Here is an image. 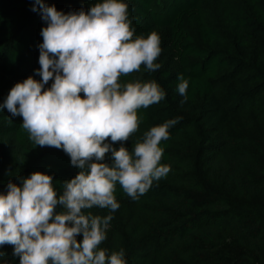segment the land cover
I'll use <instances>...</instances> for the list:
<instances>
[{
  "label": "trees",
  "instance_id": "trees-1",
  "mask_svg": "<svg viewBox=\"0 0 264 264\" xmlns=\"http://www.w3.org/2000/svg\"><path fill=\"white\" fill-rule=\"evenodd\" d=\"M100 2L51 0V6L69 14ZM123 2L134 38L156 32L162 52L155 61L159 70L142 65L119 82L155 81L166 93L159 103L138 109L139 128L123 146L133 153L152 127L179 122L160 144V163L170 166L165 178L135 200L117 183L115 212L83 210L113 216L100 249L108 255L123 249L127 264H264V0ZM33 5L0 0V104L15 84L42 80L36 75L38 45L47 23ZM180 75L189 83L183 104ZM22 123V117L0 110V194H7L9 183L22 187L40 172L53 177L61 195L63 183L79 169L62 149L37 146ZM101 162L111 166V153ZM55 211L65 210L57 205ZM13 250L0 247V264H19Z\"/></svg>",
  "mask_w": 264,
  "mask_h": 264
},
{
  "label": "clouds",
  "instance_id": "clouds-1",
  "mask_svg": "<svg viewBox=\"0 0 264 264\" xmlns=\"http://www.w3.org/2000/svg\"><path fill=\"white\" fill-rule=\"evenodd\" d=\"M37 6L47 23L38 45L36 75L42 80L29 77L15 84L0 110L22 117V128L37 146L62 149L79 172L63 183L59 196L53 177L40 172L24 179L22 187L9 183L7 194H0V247L12 246L19 264H127L123 249L108 255L99 247L113 216L83 210L95 206L115 212L117 183L135 200L170 171L160 163V144L179 118L152 127L133 153L123 146L139 128L138 109L159 103L166 93L155 81L122 85L120 77L142 65L150 72L160 69L155 63L162 52L160 36L134 38L123 0H103L87 12L69 14L44 0H34L32 11ZM177 79L183 104L189 83L183 75ZM116 143L119 149L112 146ZM108 153L111 166L101 162ZM57 205L65 211L57 214Z\"/></svg>",
  "mask_w": 264,
  "mask_h": 264
},
{
  "label": "rangeland",
  "instance_id": "rangeland-1",
  "mask_svg": "<svg viewBox=\"0 0 264 264\" xmlns=\"http://www.w3.org/2000/svg\"><path fill=\"white\" fill-rule=\"evenodd\" d=\"M44 3L48 6H51V0H44Z\"/></svg>",
  "mask_w": 264,
  "mask_h": 264
}]
</instances>
